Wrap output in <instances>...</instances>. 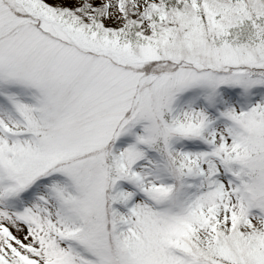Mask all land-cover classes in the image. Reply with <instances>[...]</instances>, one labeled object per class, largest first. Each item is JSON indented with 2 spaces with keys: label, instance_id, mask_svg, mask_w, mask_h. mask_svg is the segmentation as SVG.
<instances>
[{
  "label": "snow or ice",
  "instance_id": "snow-or-ice-1",
  "mask_svg": "<svg viewBox=\"0 0 264 264\" xmlns=\"http://www.w3.org/2000/svg\"><path fill=\"white\" fill-rule=\"evenodd\" d=\"M0 264H264V0H0Z\"/></svg>",
  "mask_w": 264,
  "mask_h": 264
}]
</instances>
